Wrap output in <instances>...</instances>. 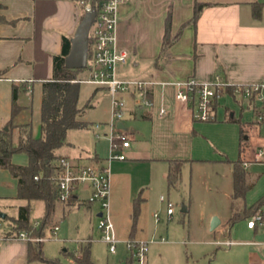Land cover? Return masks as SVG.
Here are the masks:
<instances>
[{"label": "crops", "instance_id": "0c3cea01", "mask_svg": "<svg viewBox=\"0 0 264 264\" xmlns=\"http://www.w3.org/2000/svg\"><path fill=\"white\" fill-rule=\"evenodd\" d=\"M83 1L0 0V14L6 19L0 25V99H8L6 117L9 116V120L12 114V91L16 85L21 88L26 86V90L20 88L18 103L23 110L16 123L31 122L26 109L33 103L37 85L42 88L43 82L53 78L54 56L62 52L63 37L72 39L75 36L83 19ZM196 2L209 3V6L202 11L195 25L189 21L193 18ZM255 4L261 9L259 17L253 13ZM170 11L171 35L176 36L184 24L185 28L180 38L162 55L166 19ZM117 15L116 46L129 53V61L121 67L120 76L126 79V71L134 70L136 79L150 80L154 85L151 89V108L137 107L133 95H123L127 101L126 116L119 126L128 132L131 145L125 149L126 160L112 162L110 201L115 210H119L125 202L132 203L134 209L135 203L139 201L142 204L141 211L149 203V192L166 185L169 187L170 161L185 160L188 163L193 159L191 152L194 150L193 140L197 134L198 121L193 118L192 105L176 98L175 83L190 78L201 83L211 82L220 75L232 86L264 84V0H123L118 5ZM96 87L93 94L102 91L111 97L107 87ZM261 95H264V89ZM229 96L237 99L240 95ZM251 99L254 104L257 99L263 101L258 95ZM163 107L167 112L161 115ZM219 107L220 101L215 118L210 122L218 120ZM255 114L259 116L258 111ZM111 117L112 110L109 120L98 123H108ZM125 120L137 122L136 128L127 127ZM222 122L231 121L226 118ZM96 123H90L91 128H87L95 131L98 138L91 148L80 149L68 138V144L58 151V155L76 165H105L111 153V143L108 131L102 134L101 130L94 129ZM248 132L244 128V135ZM249 137L244 140L248 141ZM243 143V156L252 163L256 150L264 147V144L253 147L247 154L245 145L248 143ZM101 144H104V150ZM81 188L87 193L81 192ZM172 188L177 190L176 185ZM91 192L89 185L81 186L74 195V205L57 203V208L60 207L64 215L75 208L93 210L96 202L89 201ZM17 194L18 191L16 194L0 196V218L5 221V229L0 231V264H30L29 242L5 235L7 218H17L20 208L28 204L10 205V200L19 199ZM168 199L171 201L170 197ZM186 207L189 211V207ZM99 214L100 211L97 217ZM42 217L35 221L30 217L31 223L38 225ZM220 221L212 231L229 225V220L225 224L222 219ZM55 224L60 223H53V226ZM259 228L250 229L247 225L246 229L255 236L260 233ZM136 235L133 237L134 233L129 234L131 239L137 238ZM228 241L236 243L232 239ZM259 250L248 251L245 264H263Z\"/></svg>", "mask_w": 264, "mask_h": 264}, {"label": "rangeland", "instance_id": "374dc122", "mask_svg": "<svg viewBox=\"0 0 264 264\" xmlns=\"http://www.w3.org/2000/svg\"><path fill=\"white\" fill-rule=\"evenodd\" d=\"M133 71H126V79H136ZM87 77L86 69L80 74V78ZM96 88L94 84L81 83L78 105L80 109H85V112L80 119L86 121L90 128L92 125L90 123L109 120L110 110H112L111 97L102 91L93 94ZM42 97L43 90L40 85H37L33 103L26 109L36 137L41 136ZM243 99L240 96L234 99L224 94L220 99L218 120L197 122V134L193 140L194 150L191 152L193 159L182 166L175 183L177 190L170 186L168 175L170 188L166 185L164 188L149 192V203L140 211L136 223L133 219L132 203L125 202L119 210H115L110 201L111 218L115 225L116 236L120 240L115 253H111L108 244L100 239L97 217L100 205L96 202L93 210L75 208L65 215L60 207L57 208L54 223H60V230L52 238H49V234L45 236L46 239L43 241L45 255L48 258H60L63 264H73L71 258L64 255L63 250L67 249L70 253H75L79 250L80 243H86L90 239L92 256L96 264H120L129 258L126 242L131 239L129 234L134 233L133 237L137 234V238L133 239L138 241L153 240L149 243L146 264H245L248 251H257V249H260L258 253L264 262V230L262 228H259V234L253 236L246 229L247 219H240L232 227L226 225L220 226L216 231L211 230L214 217L222 219L225 224L232 216L233 172L231 169L233 164L231 163L240 155L241 128L249 130L244 135V139L250 136L249 140L243 141L248 143L245 145L247 154L253 147L264 144V122L258 123V116L255 114V111L259 112L264 107V101L255 100V108L250 97ZM25 102L23 100V104ZM88 104L90 106L86 107ZM8 106V99H0V130L9 120V116L6 117L9 111ZM226 118L235 119V121L222 122ZM125 123L129 128L137 126V122L125 120ZM100 130L103 134L108 131V128L103 126ZM15 132L17 138L16 135L20 131L17 129ZM68 138L84 150L91 148L98 139L95 131L87 128L71 130ZM100 147L104 150V144ZM14 156L15 164L28 163L27 155ZM246 172L250 189L242 200V204L249 207L264 196V163L252 162ZM17 191L16 180L11 173L6 169H0V196L16 194ZM81 192L87 193L84 188H81ZM161 195L170 197L176 205V212L172 217L167 215V204L160 200ZM0 201H2L1 197ZM23 202L28 203L26 200L16 199L10 200L9 204ZM182 204L189 207L187 213L181 211ZM44 205L42 200L31 201L32 221L43 216ZM155 213L160 214L157 221ZM213 213L216 215H210ZM228 239L236 243L226 244Z\"/></svg>", "mask_w": 264, "mask_h": 264}, {"label": "trees", "instance_id": "16d2710c", "mask_svg": "<svg viewBox=\"0 0 264 264\" xmlns=\"http://www.w3.org/2000/svg\"><path fill=\"white\" fill-rule=\"evenodd\" d=\"M109 0H85L83 1L84 14L86 7L90 6L100 14L103 3ZM209 6V3L196 2L193 18L189 21L197 24L202 11ZM2 6L0 5V9ZM255 17L261 13L260 6L253 7ZM6 19L0 14V25ZM172 13L169 12L166 19V30L162 46V55L168 48L180 38L185 24L176 36L171 35ZM90 53L92 39L89 40ZM72 47L71 38L63 37L62 52L54 56L53 78L42 84L43 97L41 101V136L36 137L33 132L32 122L17 124L16 119L23 107L19 105V86L14 85L12 91V114L5 128L0 130V169L8 170L17 179L19 199L28 201L26 206L20 208L17 218H7V237L18 235L21 231L27 232L31 237L47 236L54 223V216L57 211V185L54 181L58 169V161L61 157L58 151L68 144L69 132L73 129L88 128L89 124L80 119L85 109L79 108V97L81 83L78 80L80 74L86 69H69L65 66V59ZM2 73L0 72V78ZM23 86L21 90H26ZM151 90L148 96L151 97ZM227 95L235 96V88H228ZM254 98V97H252ZM219 101L216 104V109ZM90 106L89 104L86 106ZM231 122L235 119H229ZM261 122V121H259ZM264 122V121H263ZM15 129H19V136L15 137ZM242 142L240 144V156L233 164V194H232V216L228 224L232 227L238 220H250L264 208V196L251 206H243L242 200L245 198L250 186L247 182V172L244 167L246 161L243 154L244 148V128H241ZM16 154H25L28 157L26 165L15 164L13 157ZM185 160L170 161V186H174ZM74 196L66 204H73ZM42 200L45 203V214L38 226L31 223V201ZM140 203L134 205L133 219L136 223L140 213ZM242 205V208H241ZM258 212V213H257ZM64 255L71 258L73 264H96L92 256L91 240L81 243L80 248L75 253L64 251ZM42 262L45 264H63L60 258H48L43 250V241H29L28 263ZM121 264H132V258H128Z\"/></svg>", "mask_w": 264, "mask_h": 264}, {"label": "built area", "instance_id": "2783aa9c", "mask_svg": "<svg viewBox=\"0 0 264 264\" xmlns=\"http://www.w3.org/2000/svg\"><path fill=\"white\" fill-rule=\"evenodd\" d=\"M123 0H109L103 3L100 14L97 13L96 19L91 26L89 40L92 39L91 53L89 43L88 77L78 80L80 83H89L96 86L107 87L112 97V117L108 123H96L93 125L96 131L103 126L108 128V137L111 143V153L108 162L103 166L96 165H76L66 158L58 161V169L54 176L57 185V202L66 204L76 194L79 187L89 185L91 196L89 201L100 204V214L98 229L100 239L107 243L109 251L115 253L120 243L116 236L115 225L110 213L111 195V165L116 160H126L125 149L130 147L129 134L119 126L126 116L127 101L124 94L134 96L137 107L151 108L153 100L148 96L149 91L154 85L150 80L125 79L120 76V69L129 61V53L120 50L116 46L117 10L118 5ZM93 10L90 6L86 7V12ZM176 98L179 101L189 103L193 107V118L196 121H212L215 118L216 104L228 88H235V94L242 97L261 95L264 84H254L245 86H232L220 75L216 76L211 82H198L193 78L185 81L176 82ZM163 107L161 115L166 114ZM259 121H264V107L259 110ZM99 137V135H98ZM253 162L264 163V147L256 150ZM251 161H245L244 167L247 168ZM161 199L167 204V214L172 217L175 213L176 205L166 196ZM159 214H155L156 221ZM39 225V224H38ZM36 225V226H38ZM247 225L250 229L260 227L264 229V208L253 218L248 220ZM5 229V221L0 218V231ZM60 224H55L51 229L49 238L57 235ZM11 238L24 241H44L46 237H31L27 232L21 231L18 235ZM227 241L226 244H233ZM129 257L132 264H146L149 242L130 239L126 242ZM264 264V263H263Z\"/></svg>", "mask_w": 264, "mask_h": 264}, {"label": "water", "instance_id": "95a60500", "mask_svg": "<svg viewBox=\"0 0 264 264\" xmlns=\"http://www.w3.org/2000/svg\"><path fill=\"white\" fill-rule=\"evenodd\" d=\"M95 10L87 11L80 22L75 36L71 39L72 47L70 53L65 59V66L69 69H86L89 59V34L91 26L96 19ZM182 212H187L186 205H182ZM220 219L214 217L211 223V229L214 230L220 224Z\"/></svg>", "mask_w": 264, "mask_h": 264}]
</instances>
